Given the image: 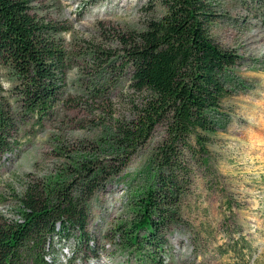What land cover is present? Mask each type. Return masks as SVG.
Instances as JSON below:
<instances>
[{
  "label": "rangeland",
  "instance_id": "obj_1",
  "mask_svg": "<svg viewBox=\"0 0 264 264\" xmlns=\"http://www.w3.org/2000/svg\"><path fill=\"white\" fill-rule=\"evenodd\" d=\"M30 1L40 17L66 29L56 40L68 69L53 116L38 121L22 117L15 94L22 81L2 68L18 132L13 150L0 154V217H18L15 195L30 176L62 173L74 158L99 159L106 167L115 163L122 171L89 203L96 257L73 237L58 244L57 264H143L141 252L124 246L121 230L135 219L138 199L155 186L158 170L150 159L165 128L158 126L128 155L114 154L113 137L143 103L125 66L124 38L161 20L166 9L160 0ZM209 2L216 15L210 37L240 62L223 78L230 96L216 116L211 166L187 159L190 179L179 198L177 220L165 230L168 244L162 254L165 264H264V9L257 0ZM239 235L252 249L235 257L229 241Z\"/></svg>",
  "mask_w": 264,
  "mask_h": 264
},
{
  "label": "trees",
  "instance_id": "obj_2",
  "mask_svg": "<svg viewBox=\"0 0 264 264\" xmlns=\"http://www.w3.org/2000/svg\"><path fill=\"white\" fill-rule=\"evenodd\" d=\"M160 1L166 9L164 17L124 38L125 66L143 103L134 119L116 127L113 137L114 154L128 155L145 144L158 126L165 128L150 159L158 170L155 186L138 199L135 219L121 230L126 235L124 246L141 252L143 264L166 262L165 230L177 220L179 198L190 179L187 159L211 166L216 116L230 96L223 78L240 62L233 51L210 37L216 15L209 0ZM257 1L264 9V0ZM30 3L0 0V154L13 150L18 132L2 85V68L22 81L15 94L24 119H51L65 87L68 63L56 37L66 29L40 17ZM73 161L69 170L54 176H30L15 195L23 221L0 217V264H57L58 244L73 237L96 257L88 229L89 203L123 168L115 163L103 166L99 159ZM229 247L239 257L252 244L239 235L231 237Z\"/></svg>",
  "mask_w": 264,
  "mask_h": 264
},
{
  "label": "built area",
  "instance_id": "obj_3",
  "mask_svg": "<svg viewBox=\"0 0 264 264\" xmlns=\"http://www.w3.org/2000/svg\"><path fill=\"white\" fill-rule=\"evenodd\" d=\"M16 219L19 220L20 222L23 221V220L21 219V216H18Z\"/></svg>",
  "mask_w": 264,
  "mask_h": 264
}]
</instances>
